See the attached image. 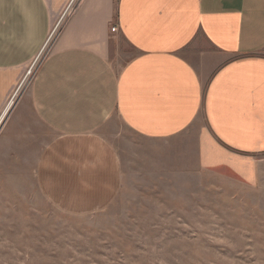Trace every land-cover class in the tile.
Returning <instances> with one entry per match:
<instances>
[{
	"label": "crops",
	"instance_id": "obj_1",
	"mask_svg": "<svg viewBox=\"0 0 264 264\" xmlns=\"http://www.w3.org/2000/svg\"><path fill=\"white\" fill-rule=\"evenodd\" d=\"M115 116L141 138L195 133L201 169L264 184V0H0V131L35 143L45 195L116 197L97 135Z\"/></svg>",
	"mask_w": 264,
	"mask_h": 264
},
{
	"label": "rangeland",
	"instance_id": "obj_2",
	"mask_svg": "<svg viewBox=\"0 0 264 264\" xmlns=\"http://www.w3.org/2000/svg\"><path fill=\"white\" fill-rule=\"evenodd\" d=\"M119 43L111 56L118 69ZM39 62L25 75L27 89ZM24 123L37 124L28 109ZM12 128L6 138L0 131V264H264V184L201 169L197 134L141 138L113 117L97 135L116 148L121 182L96 206L45 195L38 148Z\"/></svg>",
	"mask_w": 264,
	"mask_h": 264
},
{
	"label": "built area",
	"instance_id": "obj_3",
	"mask_svg": "<svg viewBox=\"0 0 264 264\" xmlns=\"http://www.w3.org/2000/svg\"><path fill=\"white\" fill-rule=\"evenodd\" d=\"M111 31H112L113 33L117 32V27H116V26H115V27H112Z\"/></svg>",
	"mask_w": 264,
	"mask_h": 264
}]
</instances>
